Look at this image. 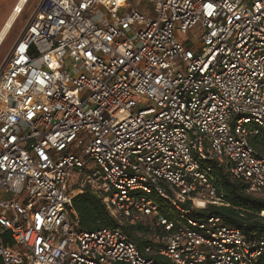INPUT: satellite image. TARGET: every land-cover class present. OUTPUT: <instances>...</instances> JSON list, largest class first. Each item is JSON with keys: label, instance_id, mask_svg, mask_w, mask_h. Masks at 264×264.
<instances>
[{"label": "built area", "instance_id": "built-area-1", "mask_svg": "<svg viewBox=\"0 0 264 264\" xmlns=\"http://www.w3.org/2000/svg\"><path fill=\"white\" fill-rule=\"evenodd\" d=\"M149 1L41 0L6 57L0 264L264 256V231L195 213L224 203L215 164L264 195V0ZM87 189L120 225L79 226ZM139 223L144 250L122 226Z\"/></svg>", "mask_w": 264, "mask_h": 264}, {"label": "trees", "instance_id": "trees-1", "mask_svg": "<svg viewBox=\"0 0 264 264\" xmlns=\"http://www.w3.org/2000/svg\"><path fill=\"white\" fill-rule=\"evenodd\" d=\"M214 174L219 188L225 193L224 203H208L206 207L195 210L200 216L214 215L221 217L225 223L236 226L248 236L264 231V195H257L247 190V185L232 178L223 166L215 164ZM74 205L79 214V226L93 230L100 226H117L119 222L109 213L100 196L93 190L87 189L74 197ZM129 236L136 241L141 250L147 244H153L150 238L142 239L134 230L149 235V226L146 224L122 225ZM153 258L160 264H171L163 255L155 253ZM257 264H264V256Z\"/></svg>", "mask_w": 264, "mask_h": 264}, {"label": "rangeland", "instance_id": "rangeland-1", "mask_svg": "<svg viewBox=\"0 0 264 264\" xmlns=\"http://www.w3.org/2000/svg\"><path fill=\"white\" fill-rule=\"evenodd\" d=\"M17 1L18 0H0V29H1L4 21L7 19L8 15L12 11V9H13V7ZM40 2H41V0H30V1H28L23 13L20 15V17L16 21L13 29L9 33L7 39L5 40L3 45L1 46V48H0V69L2 68V66L4 64L6 57L11 52L15 42L20 38V36L24 32L29 20L31 19V17L35 13V11L37 10ZM134 3L138 4V5H136V7H139V4L146 6V9H144L143 11L150 16H155V12H154V8H153L154 4L152 2H150L149 0H134ZM92 165H93V163H89V166H92ZM81 176H82V173H78L76 175H73L72 178L70 179V186L76 185V183L78 182V180ZM197 199H199V198H197ZM196 204L198 206H206L207 202L196 203ZM263 212H264V210H263ZM263 212L261 213L262 215H264ZM126 225H128V224H126ZM134 233L137 236L141 237L142 239H148L149 238V235H147L146 233L139 232L137 230H134Z\"/></svg>", "mask_w": 264, "mask_h": 264}, {"label": "bare ground", "instance_id": "bare-ground-1", "mask_svg": "<svg viewBox=\"0 0 264 264\" xmlns=\"http://www.w3.org/2000/svg\"><path fill=\"white\" fill-rule=\"evenodd\" d=\"M30 0H18L10 14L8 15L7 19L4 21L1 29H0V48L7 39L9 33L13 29L16 21L20 17V14L23 12L24 8L26 7L27 3ZM204 199H196V203H205Z\"/></svg>", "mask_w": 264, "mask_h": 264}, {"label": "crops", "instance_id": "crops-1", "mask_svg": "<svg viewBox=\"0 0 264 264\" xmlns=\"http://www.w3.org/2000/svg\"><path fill=\"white\" fill-rule=\"evenodd\" d=\"M116 264H128V263H125V262H118Z\"/></svg>", "mask_w": 264, "mask_h": 264}]
</instances>
